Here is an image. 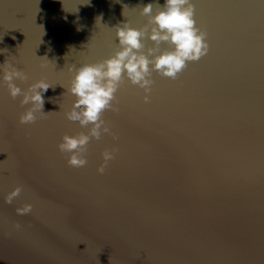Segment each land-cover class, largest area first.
<instances>
[{
	"label": "water",
	"instance_id": "95a60500",
	"mask_svg": "<svg viewBox=\"0 0 264 264\" xmlns=\"http://www.w3.org/2000/svg\"><path fill=\"white\" fill-rule=\"evenodd\" d=\"M157 2L0 0V264H264V0H193L208 53L175 79L153 71L147 103L125 76L103 114L118 139L93 138L84 167L58 148L87 132L65 116L70 68L114 55L115 26L142 28ZM6 61L22 89L53 86L35 123L19 122L31 105Z\"/></svg>",
	"mask_w": 264,
	"mask_h": 264
},
{
	"label": "clouds",
	"instance_id": "9594fccd",
	"mask_svg": "<svg viewBox=\"0 0 264 264\" xmlns=\"http://www.w3.org/2000/svg\"><path fill=\"white\" fill-rule=\"evenodd\" d=\"M147 23L142 28L129 25L128 21L115 26L119 43L110 58L99 63L72 66L74 71L70 87L67 92L76 97L71 110L65 116L69 121L79 122L81 128L87 132L75 135L65 134L58 148L62 153L69 154L68 164L80 168L87 164V147L95 138L99 140L104 133H109L114 139L118 136L111 131L103 119L106 110L119 111L113 103L116 92L125 76L133 85H138L144 90V101L150 100V93L154 80L151 78L153 71L172 79L177 78L187 66L189 61H198L209 51L207 33L197 27L195 20V4L193 0H165L163 5L158 2L148 3L141 7ZM145 39L154 42L147 48ZM167 43L169 48L161 49ZM3 80L7 84L13 99L22 96L20 104L31 105L19 117L20 124L35 123L36 113L46 114L44 109V93L53 87L41 79L29 85L27 90L19 87L15 80L26 81L27 74L20 68L5 62ZM118 148L105 149L102 153L103 163L97 171L105 173L110 161L115 159ZM21 186H17L6 197V202L19 196ZM32 210L31 204L17 209L18 214L24 215ZM19 227V225H17Z\"/></svg>",
	"mask_w": 264,
	"mask_h": 264
}]
</instances>
